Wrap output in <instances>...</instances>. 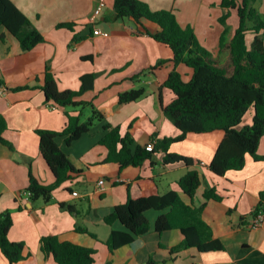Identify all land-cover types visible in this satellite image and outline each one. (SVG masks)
Returning a JSON list of instances; mask_svg holds the SVG:
<instances>
[{
	"label": "crops",
	"instance_id": "1",
	"mask_svg": "<svg viewBox=\"0 0 264 264\" xmlns=\"http://www.w3.org/2000/svg\"><path fill=\"white\" fill-rule=\"evenodd\" d=\"M11 1L43 36L42 42L23 50L17 39L0 27V36L4 34V39L0 37V115L7 125L2 137L10 143L9 146L0 142V212H9L12 219L9 240L24 245L23 259L13 264H56L39 248L40 238L48 234L95 248L93 264H264V209L261 223L249 225L259 192L264 189V159L256 161L247 154L241 169L215 175L208 164L223 138V130L188 132L184 140L170 145V152L191 157V165L163 164L162 151L155 152L140 166L121 168L105 161L106 149L99 143L104 124L118 126L123 135L129 133L132 148L143 146L150 139L179 133L162 111V106L173 98L162 85L173 65L169 61L171 50L150 36L158 29L157 24L146 20L136 24L118 18L113 0H103L104 5L93 20L90 17L100 0ZM140 1L151 10H172L181 26H191L198 41L212 53L217 52L222 32L218 17L227 12L219 0ZM254 6L264 15V0H256ZM228 19L232 32L237 25L234 19L229 25ZM70 21L76 22L73 30L56 27L59 22ZM96 28L108 31L109 36L93 34ZM75 34L84 38L73 40ZM160 60L164 63L156 66ZM46 69L55 75L60 91L78 90L81 76L95 73L92 88L78 99L91 102L104 117L70 145L57 139L79 172L55 188L47 203L42 199L31 202L25 194L28 161L30 172L39 182L48 184L54 180L40 154L35 130H60L66 121L65 112L77 114L80 109L57 107L46 101L41 90ZM176 69L185 80L192 73L184 64ZM26 85L29 87H23ZM139 87H144V95L119 103V93ZM90 112L91 105L82 108L81 119H86ZM257 151L264 155V137ZM188 170L198 171L201 177L192 197L177 185ZM212 187L221 200L203 197V192ZM171 189L177 190L185 203L203 206L202 217L213 237L223 243V250L203 253L188 248L171 253L170 248L181 242L183 234L178 229L156 232L153 222L159 212L155 210L146 213V233L113 251L108 249L105 243L110 231L122 228L118 221L110 225L104 221L115 205L124 203L128 195L137 198ZM0 264H10L1 251Z\"/></svg>",
	"mask_w": 264,
	"mask_h": 264
},
{
	"label": "trees",
	"instance_id": "2",
	"mask_svg": "<svg viewBox=\"0 0 264 264\" xmlns=\"http://www.w3.org/2000/svg\"><path fill=\"white\" fill-rule=\"evenodd\" d=\"M256 0H219L227 12L218 17L222 32L218 39L216 54L209 51L197 39L191 26L182 27L172 10H151L140 0H113V10L118 18L130 19L136 24L146 20L157 24L158 29L150 34L154 41L167 46L172 57L169 60L173 68L163 82V86L173 94L172 100L162 106L167 119L178 129L176 136H164L154 141L153 149L148 151L143 146L132 148L133 138L129 133H120L118 126L104 124V133L99 143L106 149L105 161L114 162L123 168L140 166L150 160L157 151H162V163L182 162L193 164L191 157L169 151L172 143L185 139L188 132H210L221 129L223 138L208 164L215 175L222 176L228 170H239L245 164L249 154L254 160H263L264 155L257 151L260 140L264 137V15L254 6ZM230 10L237 14V26L232 32L227 25ZM76 22H59L57 28L73 30ZM0 27H4L19 42L23 50H30L43 41L40 31L30 19L11 1L0 0ZM253 33V38L246 44V35ZM4 39V34H1ZM76 34L73 40H79ZM164 63L160 60L157 65ZM184 64L192 70L185 80L176 69ZM95 73L81 76L78 90L57 88L56 78L49 70L44 72L41 90L46 101L54 106L79 108L77 114L65 112L66 121L60 130L36 129L39 138V151L46 165L54 176L49 184L39 182L30 172L25 189L29 201L42 199L45 203L52 198V192L66 180L79 172L74 168L68 156L61 150L57 139L62 138L66 145L89 132L96 121L103 120V114L91 103L78 98L84 91L92 88ZM29 87V85L23 86ZM144 87L132 88L119 93V103H128L144 95ZM91 105L90 115L82 120L81 109ZM249 107L253 109L250 125L239 127L242 115ZM7 128L6 121L0 115V142L10 146L2 137ZM201 182L196 170H188L177 180V185L186 195L192 197ZM205 199L221 200L214 187L203 192ZM73 212L70 206L66 208ZM203 206L194 207L180 197L177 190H168L163 194H143L117 204L104 217L107 224L118 221L121 229H112L106 240L110 251L128 244L135 237L149 230L146 213L158 211L153 228L160 233L164 230L178 229L183 234L179 244L170 248V252H179L195 248L199 252L221 251L223 243L214 238L210 226L202 217ZM264 209V189L259 192V201L253 217ZM12 219L9 212H0V251L10 264L23 259V243L11 241L7 237ZM84 231V228H78ZM39 248L45 257L51 256L56 264H93L96 249L70 241L59 240L56 235H43ZM108 264V263H107Z\"/></svg>",
	"mask_w": 264,
	"mask_h": 264
},
{
	"label": "built area",
	"instance_id": "3",
	"mask_svg": "<svg viewBox=\"0 0 264 264\" xmlns=\"http://www.w3.org/2000/svg\"><path fill=\"white\" fill-rule=\"evenodd\" d=\"M104 5V2L103 0H100L97 4V6L94 8L93 10V14L91 15L90 17V20H93L95 18V16L101 11L102 7ZM93 34H99L101 36H104V37H107L109 36V32L108 31H102V30H99V29H93ZM153 145H154V140L153 139H150L149 141L146 142L145 144V149L150 151L153 149ZM102 181L100 180L99 183H101ZM26 196L28 197V193H25ZM73 195L77 196V192H73ZM262 218H263V213L260 211L257 215H255L254 217H252L249 225L251 227H255V226H258L261 221H262Z\"/></svg>",
	"mask_w": 264,
	"mask_h": 264
},
{
	"label": "rangeland",
	"instance_id": "4",
	"mask_svg": "<svg viewBox=\"0 0 264 264\" xmlns=\"http://www.w3.org/2000/svg\"><path fill=\"white\" fill-rule=\"evenodd\" d=\"M235 21V24L237 25V22H238V19H237V14L234 10H231L230 12V16H229V19H228V23L229 25H231V20ZM183 27V26H182ZM185 27V26H184ZM231 28V27H230ZM253 38V33L252 32H248L247 35H246V44L249 46V39L252 40ZM214 54H216L214 52ZM90 115V114H89ZM252 118H253V109L252 107H249L247 109V111L242 115V118H241V122L239 124V127H242V126H245V125H250L252 123ZM97 122V121H96ZM123 133V132H122ZM49 184V183H48Z\"/></svg>",
	"mask_w": 264,
	"mask_h": 264
}]
</instances>
